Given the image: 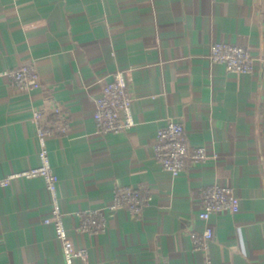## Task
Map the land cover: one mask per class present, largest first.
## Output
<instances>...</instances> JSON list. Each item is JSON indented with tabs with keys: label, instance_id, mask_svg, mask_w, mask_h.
I'll use <instances>...</instances> for the list:
<instances>
[{
	"label": "crops",
	"instance_id": "1",
	"mask_svg": "<svg viewBox=\"0 0 264 264\" xmlns=\"http://www.w3.org/2000/svg\"><path fill=\"white\" fill-rule=\"evenodd\" d=\"M215 41L248 48L254 72L213 62ZM263 54L264 0H0V180L39 165L32 111L57 103L71 128L47 145L67 233L88 249L75 264H264ZM23 63L40 77L28 90L1 73ZM118 70L135 124L102 134L95 99ZM168 118L210 156L177 177L154 155ZM215 183L234 188L239 210L213 214L209 247L195 250L202 191ZM127 184L151 191L140 215L119 208L103 232L76 229L78 210L105 205ZM51 202L41 177L0 183V264H65L43 221Z\"/></svg>",
	"mask_w": 264,
	"mask_h": 264
},
{
	"label": "built area",
	"instance_id": "2",
	"mask_svg": "<svg viewBox=\"0 0 264 264\" xmlns=\"http://www.w3.org/2000/svg\"><path fill=\"white\" fill-rule=\"evenodd\" d=\"M210 59L223 64L228 71L237 73H252L256 62L248 48L215 41L211 44ZM260 60L264 62V54ZM1 73L10 79L11 84L21 90H28L37 86L40 81L39 73L34 64L23 63L18 66L5 68ZM133 95L129 89L126 74L122 70L114 73L111 80L103 86V92L95 99L94 121L97 131L102 134L118 133L128 130L135 124L132 110ZM31 121L34 124L36 137L39 142L38 156L40 163L36 167L27 168L9 174L1 184H6L14 178L41 177L47 190L51 194V210L44 223L51 224L56 238L61 243L65 264H75L77 258L86 257L88 249L78 247L67 233L58 195L59 178L55 173L47 138L50 136L66 135L71 128L70 114L54 103L49 110L35 108ZM155 159L164 170L173 177H177L184 170L190 160L203 163L210 157L205 146L190 148L184 126L174 118H168L159 127L153 142ZM152 200L151 191L142 185H121L115 188L110 201L95 208L78 210L76 215L79 224L76 229L81 232L99 233L107 228L108 213L119 208H125L133 215H140L143 208ZM240 198L233 187L225 184H211L202 191V208L199 217L204 222V229L200 232H190V238L195 250H207L213 238V225L210 217L215 213L239 210ZM210 264V260H208ZM159 264H168L160 262Z\"/></svg>",
	"mask_w": 264,
	"mask_h": 264
}]
</instances>
